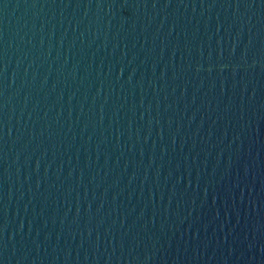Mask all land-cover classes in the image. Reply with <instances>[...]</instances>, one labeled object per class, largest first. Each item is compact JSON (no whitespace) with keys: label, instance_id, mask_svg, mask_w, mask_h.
Here are the masks:
<instances>
[{"label":"water","instance_id":"obj_1","mask_svg":"<svg viewBox=\"0 0 264 264\" xmlns=\"http://www.w3.org/2000/svg\"><path fill=\"white\" fill-rule=\"evenodd\" d=\"M0 264H264V0H0Z\"/></svg>","mask_w":264,"mask_h":264}]
</instances>
